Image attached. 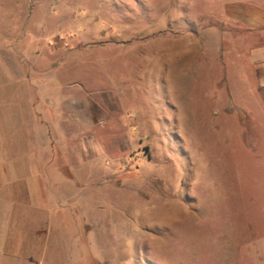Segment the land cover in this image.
Returning <instances> with one entry per match:
<instances>
[{
  "label": "rangeland",
  "instance_id": "1",
  "mask_svg": "<svg viewBox=\"0 0 264 264\" xmlns=\"http://www.w3.org/2000/svg\"><path fill=\"white\" fill-rule=\"evenodd\" d=\"M238 1L0 0V264H264L259 109L202 44Z\"/></svg>",
  "mask_w": 264,
  "mask_h": 264
},
{
  "label": "crops",
  "instance_id": "2",
  "mask_svg": "<svg viewBox=\"0 0 264 264\" xmlns=\"http://www.w3.org/2000/svg\"><path fill=\"white\" fill-rule=\"evenodd\" d=\"M252 1L249 3L238 1L231 6L228 5L220 18L222 22L220 27L207 29L203 35L202 44L204 51L213 57L211 59L218 60L217 68L219 69L214 82H222L223 86L231 85L233 89L230 92L236 100H241L246 95L248 104L244 105L250 111L259 109L257 113L252 112L255 116L252 115L256 123L260 124L264 130V0ZM197 48L193 45L187 48L186 58L196 52ZM210 63L206 69L208 80L212 74L211 71L215 69ZM237 86H243V88ZM254 104L257 108L255 110L252 106ZM38 124L43 123L38 122ZM33 137L36 138V135L34 134ZM27 165L28 163H22L20 170L26 171ZM7 168L16 169V166H5L1 169L7 171L11 181L20 180L24 186L40 187L36 178L29 173L21 172L15 177L11 174L13 172L8 171ZM11 234L12 237L3 238L4 242L11 241L10 243L17 245L16 233L12 230ZM10 249L11 251L17 250V247L10 246Z\"/></svg>",
  "mask_w": 264,
  "mask_h": 264
}]
</instances>
